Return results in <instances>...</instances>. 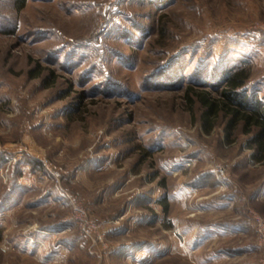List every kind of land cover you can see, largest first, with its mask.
Instances as JSON below:
<instances>
[{"label": "rangeland", "instance_id": "rangeland-1", "mask_svg": "<svg viewBox=\"0 0 264 264\" xmlns=\"http://www.w3.org/2000/svg\"><path fill=\"white\" fill-rule=\"evenodd\" d=\"M17 3L0 0V264H264V157L185 98L245 66L264 102V0Z\"/></svg>", "mask_w": 264, "mask_h": 264}, {"label": "trees", "instance_id": "trees-1", "mask_svg": "<svg viewBox=\"0 0 264 264\" xmlns=\"http://www.w3.org/2000/svg\"><path fill=\"white\" fill-rule=\"evenodd\" d=\"M24 5V0H18L16 9ZM249 77V71L245 66H239L225 74L220 89H215L216 95L210 91H195L188 86L185 91V98L192 102L195 98L201 105L203 111L201 117L209 127L210 119L223 111L229 116L225 126L226 134L229 135L237 126L242 124V131L250 134L247 139V146L254 148L253 156L257 159L264 157V102L254 94H248L243 86Z\"/></svg>", "mask_w": 264, "mask_h": 264}, {"label": "built area", "instance_id": "built-area-1", "mask_svg": "<svg viewBox=\"0 0 264 264\" xmlns=\"http://www.w3.org/2000/svg\"><path fill=\"white\" fill-rule=\"evenodd\" d=\"M218 170L222 171V168L219 167ZM254 220H255V225L257 227L258 235H259V238H260V244L263 246V250H264V237H263L264 236V220H262L259 216H255ZM84 231L87 234L90 233V231L88 229H86V230L84 229Z\"/></svg>", "mask_w": 264, "mask_h": 264}]
</instances>
